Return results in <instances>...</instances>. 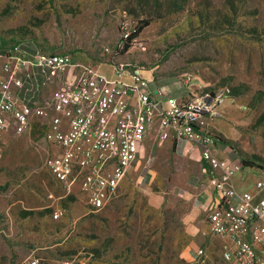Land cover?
Instances as JSON below:
<instances>
[{
  "label": "rangeland",
  "instance_id": "374dc122",
  "mask_svg": "<svg viewBox=\"0 0 264 264\" xmlns=\"http://www.w3.org/2000/svg\"><path fill=\"white\" fill-rule=\"evenodd\" d=\"M15 41L92 66L108 56L131 62L166 88L188 79L206 91L228 87L210 130L229 155L264 165V0H0V49ZM31 142L9 135L0 150V264L29 254L85 264H191L196 247L203 264H226L206 238L203 217L188 223L182 209L149 204L190 203L171 190L179 174L190 193L199 174L189 159L151 151L107 205L91 210L76 185L66 190L47 172L46 145Z\"/></svg>",
  "mask_w": 264,
  "mask_h": 264
},
{
  "label": "built area",
  "instance_id": "2783aa9c",
  "mask_svg": "<svg viewBox=\"0 0 264 264\" xmlns=\"http://www.w3.org/2000/svg\"><path fill=\"white\" fill-rule=\"evenodd\" d=\"M127 36L122 34L121 45ZM100 64L109 66V76L97 70ZM98 65L21 42L0 53V150L9 135L43 142L47 172L66 190L76 185L87 207L99 210L143 153L167 138L183 153L195 147L202 184L215 196L205 211V232L220 240L221 260L264 264V167L244 168L210 130L230 89L206 91L188 79L180 85L184 98L166 97L162 104L155 99L164 94L162 87H151L142 66L110 56ZM242 170L257 177L253 189L235 186L233 177ZM204 258L200 247L189 254L191 264H203ZM18 264L85 263L29 254Z\"/></svg>",
  "mask_w": 264,
  "mask_h": 264
},
{
  "label": "crops",
  "instance_id": "0c3cea01",
  "mask_svg": "<svg viewBox=\"0 0 264 264\" xmlns=\"http://www.w3.org/2000/svg\"><path fill=\"white\" fill-rule=\"evenodd\" d=\"M72 58L74 60L84 61V60H80L78 58H75L74 56ZM97 70L99 72L104 73L106 76L110 75L109 66H107L105 64L98 65ZM151 87L153 89H158L159 87H162L164 94L161 96H158V95L155 96V99H157V101L161 102L162 104H164L166 97L172 96V97H176L178 99H181V98H184L186 96V92L180 87H175V85L172 88H166L164 85H161V86L158 85L157 86V85L151 83ZM227 100H229V98ZM223 108H224V105L222 106V110H223ZM150 135H148V137H150ZM159 147L161 149H164V150L172 149L174 152L173 154L177 155L178 157H180L182 159H184V158L189 159L194 170H197V173L199 175L198 176L194 175L195 180H193L191 183L189 182V186H190L191 190H190V193H188V191H184L181 189V185L179 184V182H180L179 181L180 180L179 174H175V176H178V177H177V179H175V183L172 186V189H171L172 192L175 194H180L182 191V194H184V197L189 199L190 203H149V204L153 205V206H158L160 204H163V206H165V207L182 209V211H183L182 216H183L184 220H186L188 223H192V222H194L195 219H200L201 217L204 218L205 217V211H206V209H208L209 205L214 201L215 196H214V192L209 187H206L204 184L199 185L197 183V180L202 176L201 172H200V166H199L198 150L195 147H191V148H189V151L185 152V154H184L183 152L180 151V149L176 146V144L174 143V141L171 138H167L166 140L162 141L160 143V145L158 146V148ZM147 160H148V158H146L145 153H143L139 159H137L135 162H133L129 166V168L126 170V172L132 167L137 168V167H139L140 164H144V162L147 163ZM145 172L149 173L147 170ZM256 178L257 177L254 175L253 172L242 170L240 173L236 174L233 177V182L238 189L248 190V189H253L254 182H255ZM262 192H264V190ZM198 222L200 223L201 220H198ZM206 238H208V239L212 238L214 241H216L218 243V249H219L220 240L218 238H216L214 236L209 237V235L206 236Z\"/></svg>",
  "mask_w": 264,
  "mask_h": 264
},
{
  "label": "trees",
  "instance_id": "16d2710c",
  "mask_svg": "<svg viewBox=\"0 0 264 264\" xmlns=\"http://www.w3.org/2000/svg\"><path fill=\"white\" fill-rule=\"evenodd\" d=\"M140 29H141L140 26L137 27L135 32H138ZM135 32L132 33V34L128 37V39H130L131 36H134V35H135ZM16 42H19V41L12 42L11 44L6 45L5 47L1 48V49H0V53H3V52H4V51H5L10 45H12L13 43H16ZM124 43H126V41H125ZM230 95H231V91H230ZM217 139H218V138H217ZM218 140H219V139H218ZM239 159H240V162H241V164H242V166H243L244 168H258V167H259V168H262V167H264V165H254V164L248 163L247 161L242 160L241 158H239ZM51 212H52V211H51Z\"/></svg>",
  "mask_w": 264,
  "mask_h": 264
}]
</instances>
